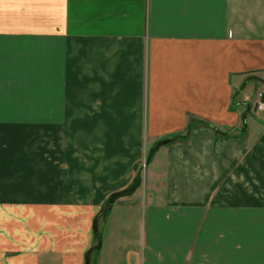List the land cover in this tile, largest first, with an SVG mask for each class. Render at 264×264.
Masks as SVG:
<instances>
[{"label":"crops","instance_id":"obj_1","mask_svg":"<svg viewBox=\"0 0 264 264\" xmlns=\"http://www.w3.org/2000/svg\"><path fill=\"white\" fill-rule=\"evenodd\" d=\"M257 92L264 0H0V264H264Z\"/></svg>","mask_w":264,"mask_h":264},{"label":"rangeland","instance_id":"obj_2","mask_svg":"<svg viewBox=\"0 0 264 264\" xmlns=\"http://www.w3.org/2000/svg\"><path fill=\"white\" fill-rule=\"evenodd\" d=\"M257 97H259L258 99H260V95L257 92ZM146 162V161H145ZM140 175L143 176L144 181H146L147 179V168H146V164L145 167H141L140 170ZM140 177V176H139ZM138 180L140 181L141 184V177ZM99 228V226H98ZM192 229H188V228H183L182 225L180 223H178V227H176L173 224H170L166 221H161L160 222V226L158 229H156L157 232V246L159 247V249H162L163 247H168L170 245H177L178 242H180L182 245H180L181 247H183V243H190V239L188 238V233L191 232ZM190 250L193 251L194 250V241L192 243V245L190 246Z\"/></svg>","mask_w":264,"mask_h":264},{"label":"trees","instance_id":"obj_3","mask_svg":"<svg viewBox=\"0 0 264 264\" xmlns=\"http://www.w3.org/2000/svg\"><path fill=\"white\" fill-rule=\"evenodd\" d=\"M262 99H264V93L262 94ZM194 122L206 124V125H209V126H212V127L216 128V126L214 124L210 123V122H207V121H204V120H200V119H191L189 121L188 128H187V130L185 132V136L186 137L189 135L192 123H194ZM173 140H174L173 138L172 139H167L166 142H172ZM139 185H140V181L138 180V178H135L133 183L128 188H126L125 190L120 191L119 195H117L115 198H113V201L116 200V198H118V197L131 195L136 190V188ZM96 234H97V239H96L95 249L98 250L101 247V235H102L101 229L98 228V226L96 228Z\"/></svg>","mask_w":264,"mask_h":264},{"label":"built area","instance_id":"obj_4","mask_svg":"<svg viewBox=\"0 0 264 264\" xmlns=\"http://www.w3.org/2000/svg\"><path fill=\"white\" fill-rule=\"evenodd\" d=\"M263 93L264 92L259 94L260 95V99H259V101L257 103V107H258L259 110H264V99H262V94Z\"/></svg>","mask_w":264,"mask_h":264}]
</instances>
